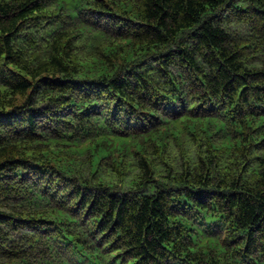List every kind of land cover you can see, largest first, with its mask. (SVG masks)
<instances>
[{
  "label": "trees",
  "instance_id": "obj_1",
  "mask_svg": "<svg viewBox=\"0 0 264 264\" xmlns=\"http://www.w3.org/2000/svg\"><path fill=\"white\" fill-rule=\"evenodd\" d=\"M0 264H264V0H0Z\"/></svg>",
  "mask_w": 264,
  "mask_h": 264
}]
</instances>
